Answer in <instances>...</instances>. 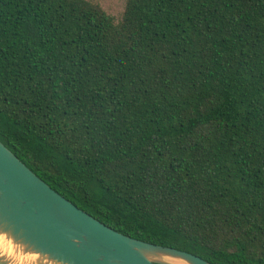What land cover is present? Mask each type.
Listing matches in <instances>:
<instances>
[{
  "label": "trees",
  "instance_id": "1",
  "mask_svg": "<svg viewBox=\"0 0 264 264\" xmlns=\"http://www.w3.org/2000/svg\"><path fill=\"white\" fill-rule=\"evenodd\" d=\"M0 141L122 234L264 264V0H0Z\"/></svg>",
  "mask_w": 264,
  "mask_h": 264
},
{
  "label": "water",
  "instance_id": "2",
  "mask_svg": "<svg viewBox=\"0 0 264 264\" xmlns=\"http://www.w3.org/2000/svg\"><path fill=\"white\" fill-rule=\"evenodd\" d=\"M0 264H211L122 234L60 195L0 141Z\"/></svg>",
  "mask_w": 264,
  "mask_h": 264
},
{
  "label": "rangeland",
  "instance_id": "3",
  "mask_svg": "<svg viewBox=\"0 0 264 264\" xmlns=\"http://www.w3.org/2000/svg\"><path fill=\"white\" fill-rule=\"evenodd\" d=\"M101 5V7L111 16L117 18L122 12L125 0H92Z\"/></svg>",
  "mask_w": 264,
  "mask_h": 264
},
{
  "label": "bare ground",
  "instance_id": "4",
  "mask_svg": "<svg viewBox=\"0 0 264 264\" xmlns=\"http://www.w3.org/2000/svg\"><path fill=\"white\" fill-rule=\"evenodd\" d=\"M0 250L1 252H5L8 255H11L13 251V246L6 242L2 236H0Z\"/></svg>",
  "mask_w": 264,
  "mask_h": 264
}]
</instances>
